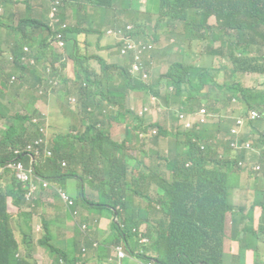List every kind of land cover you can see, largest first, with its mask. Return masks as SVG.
Wrapping results in <instances>:
<instances>
[{
	"label": "trees",
	"instance_id": "trees-1",
	"mask_svg": "<svg viewBox=\"0 0 264 264\" xmlns=\"http://www.w3.org/2000/svg\"><path fill=\"white\" fill-rule=\"evenodd\" d=\"M30 1H26V8ZM61 1L62 12H72L67 31L51 30L46 22L41 21L39 13L21 17L16 26L8 28L12 31L14 44L11 53L15 56L20 54L23 45L28 44L40 58H45L50 37L59 33L68 43L74 74L80 84L83 108L80 122L84 129L72 133L70 130H77L72 126L69 131L55 132L49 143L52 156L40 160L34 165V171L35 176L58 182L62 187V178L74 177L81 191L73 198L84 208L92 205L91 210L88 208L91 221L98 220L99 216L95 213L97 206L107 209L111 217V233L100 243L91 236L84 237V244L98 247L96 253L101 260L108 254L110 246L112 249L123 248L125 256L120 259L122 264H133V259L139 264H156L155 261L157 264H221L224 224L229 214L232 228L239 222L238 216L243 219V227L235 236L231 230L230 235L238 241L240 255L246 249L257 253V246L246 243L245 236L249 235L248 239L253 242H264V169H251L252 163L264 165V82L260 86L259 83L245 86L240 81L224 80L227 90L225 100L234 102L229 113L232 122L249 110L258 113L257 118L247 121L249 135L243 134L238 141L239 145L250 141L252 149L240 152L234 158H231L232 151L227 141L223 142L226 151L223 154L218 151L217 141L211 142L218 133L228 134L230 120L224 119L211 125V131H207L206 126H198L195 132H173L159 124L147 123L145 119L133 115L131 109L124 110V105L130 91L144 95L153 93L158 97L166 95L165 104H179L185 109L199 107L201 103L210 105L211 98L206 92L214 93L215 99H219L218 93L213 88L203 91V86L211 82L218 88L211 74V60L215 57L227 62L228 65L221 64L218 68V71H224L227 78L255 72L264 74V0H144V4L140 0H122V12L128 14L135 24H141L136 18L144 6L143 12L147 17L156 16V28L161 24L170 30L177 24L183 27L176 42L183 57L173 59L167 71L154 78L150 85L131 78L121 64L108 63L99 55L80 52L81 35H86L82 40L88 45V35H97L100 40L102 28L115 23L111 22L110 16L114 13L116 0ZM7 5L13 8L14 1L9 0ZM211 16L216 19L214 26L208 22ZM62 18H66L63 13ZM155 36L158 38L156 33ZM193 43L205 45L206 54L210 56L206 65L188 59ZM96 47L100 48L97 44ZM116 55L127 60L125 56ZM91 59L100 65L99 73L91 66ZM32 72L35 74V71ZM7 77L9 74L0 68L3 86ZM3 97L0 90V120L6 123L0 134V264H33L32 240L27 232L31 231L34 207L26 204L24 199L28 183L17 179L8 165L15 161L27 162V153L14 159L13 150L37 138L44 121L34 108L36 99L33 95L21 103L24 113L15 111L13 114L2 104ZM106 105L117 106V113L110 111L105 117L106 122L102 121L98 127L99 116ZM87 107L92 111L88 112ZM126 115L132 116L135 123L128 126L123 141H114L107 127L111 121L119 122L118 119ZM33 117L39 118V122L32 123ZM151 126L158 129L157 135L150 139L152 143L158 144L162 137H168L170 144L165 157L155 158L154 163L147 165L148 155L137 152L133 142L138 139V130L146 132ZM254 127L261 133H257ZM251 136H256L254 143ZM200 142H204L203 149ZM184 149L187 156L179 160ZM131 151L136 152L132 154ZM61 160L66 161L65 169ZM166 165L172 169L171 180L161 174ZM242 185L252 191V194L247 192L249 204L235 206L230 196L234 190H241ZM53 192V188H45L46 195ZM95 193L98 199L94 197ZM8 198L19 209L15 218L8 212ZM142 202L146 204L142 205ZM10 220H16L18 229L24 234L22 255L19 254L20 243L16 241L13 229L8 228ZM44 224L45 237L40 238L38 243L50 254L58 255L55 264H60L59 258L64 264H85L80 257L73 258L69 248L61 250L50 244L48 241H55V237L49 230V223ZM142 224L147 227L145 235L149 239L148 245L143 247L138 243L136 233ZM130 228L133 230L130 231ZM113 229L118 234H114ZM70 243L74 245V242ZM85 245L81 247L82 256L87 251ZM105 263L117 264L109 255Z\"/></svg>",
	"mask_w": 264,
	"mask_h": 264
},
{
	"label": "crops",
	"instance_id": "crops-1",
	"mask_svg": "<svg viewBox=\"0 0 264 264\" xmlns=\"http://www.w3.org/2000/svg\"><path fill=\"white\" fill-rule=\"evenodd\" d=\"M8 1L9 0H0V6L2 7V13L0 14V17L3 20V24L0 25V64L3 66L5 73H7V74H19V73H21L24 76V78L18 82L21 84L16 88V92H17L16 96L11 93V89H10L11 84L10 83H7L5 81V84L3 86L1 84V81H0V90H2V93L4 94V97L1 100V102L3 105L10 108V110H11L10 114H12L14 111L21 109V107H22L21 103H24L29 96L33 95L36 98V100L34 102V108H36L38 110V112L41 111L45 115V118H46L49 126H51L56 131H63L62 125H64L67 128V130H69L71 128V126L73 125V123L71 121V117L72 116H78V117L81 116L80 110H72L68 106L67 101H66V96L69 94L78 96V85H77L76 81L73 79L74 74H73L72 62L69 61L67 63V66H68L67 71H68V75L70 76V79H65L62 86L53 93V95L51 96L50 99H46V98L39 99L34 94V92L32 91L34 88V85L37 81L36 76L32 74V71H30L29 69H26L25 71H21L19 68L10 65L6 61V56L12 50L13 44H14V43H12L13 42L12 41V34H11L12 31L8 27L9 26H16L19 23L18 22L19 18H21V17H24L26 15L36 16V15H38V13L41 17V21H44L47 23L48 22L47 6L49 5V3L47 0H31L29 2V4H30L29 7L26 8L25 3L27 0H13L14 1V7L10 8L7 5ZM6 2H7V4H6ZM63 14H65L66 19L71 20L72 12L70 10L63 12ZM209 24L212 26L216 25V19L214 16L209 18ZM110 42H111V40L109 38H104L102 43H101V39H100V48L97 50L96 55L101 56L108 63L126 64L128 62V60H124V59L119 58L116 55V53H109L108 52V49L110 48V45H109ZM80 50H81V48H80ZM109 51L112 52L110 49H109ZM103 52H105L106 55H104ZM108 54H111V56L108 57ZM154 54H155V51L153 53V56H154ZM190 54H191V51H189V55ZM3 56H5V57H3ZM182 57H183L182 52H180V50H177L175 53V57L173 59H181ZM2 59H4L5 62H2ZM215 59H217V58H214V60ZM92 60H94V59H92ZM94 61L96 62V64L91 63V66L94 68V70L98 71L97 65L99 66V64L96 60H94ZM208 61H209V59H208ZM220 61L222 62L221 64L228 65L227 62H225L224 60H220ZM212 71H213V66L211 67V74H212ZM216 71H218V69H216ZM36 73L38 74L37 70H36ZM255 73H258V72H255ZM258 74L261 75V81L258 85V86H260L262 81L264 82V74H262V73H258ZM28 78H29V81L31 80V82H28ZM233 79L236 81H240L243 85L247 86L245 84V81H246V75L245 74H238L235 77H233ZM215 83L218 85V88L220 86L224 85V83H217V82H215ZM258 86H256V87H258ZM210 88H213L215 92L218 89V88L214 87L212 83H211ZM129 93L130 92H128V94L126 96V102L127 103L130 102ZM44 105H49L50 107L54 108L56 110V112L62 116L63 121L61 124L57 125L56 123H53L51 114L46 113L44 111ZM223 111H225V109H223L222 112ZM5 124H6L5 121L0 120V126L2 127L0 129V134H1V131L5 129ZM118 124H119V122L111 121L107 127V130L109 128L111 130H114L116 128V125H118ZM214 124L215 123H210L207 126H211ZM108 133H109V131H108ZM220 135H222V133H218L216 135V138L219 137ZM114 136H116V133H114V131H113L112 136H110L113 140H116V141H122L123 140V139H121V140L115 139V138H113ZM125 137H126V129H125L124 138ZM162 138L168 139L167 148H166L165 153H163L162 151H152L150 149L141 151L142 153H146L148 155V160H146L147 165L154 163L155 158L165 157L168 154V148H169V144H170L169 138L168 137H162ZM160 140H159L158 144L152 143L151 140H149V141L154 146H159ZM133 145H135V143H133ZM134 152H136V151H131L132 154ZM137 152H140V151H137ZM152 197L155 198L153 192H152ZM248 200H249L248 195H247V193H245V206H247ZM145 204H146L145 202H142V205H145ZM35 205H36V202H35ZM35 205H34V207H35ZM10 206H11V199L8 198V210L10 212H12L13 216L15 217L16 213H14L13 211L10 210ZM257 212L258 211H256V213ZM80 213H81V211H80ZM81 217H82V213H81ZM34 218H37L35 214L32 215V222L34 221ZM97 218H98L97 221H87V220H82V219L81 220L86 221L88 223V227H89L88 235L91 236L92 238L96 239L100 243V240L103 237H106L107 235H109L111 233V217L107 213L105 216L97 217ZM255 218H256V216H255ZM46 222L47 223H53V221L50 217H47ZM65 224L66 225L71 224L69 215H68L66 210H65ZM254 224H255V220L253 223V228L255 229ZM224 227H225V238H224V242H223V257H222L221 264H264V242L261 243L259 240L256 241L257 242L256 246H257V251H258L257 253L254 252L253 249H246L243 252V255H240L241 251H240V245H239L238 241L233 240L230 237L232 225H231V217L229 214L226 215ZM97 232H99L100 235H97ZM65 233H66V235L63 234V231L57 233V237L59 238V242H58L57 238L52 233L51 234L55 237L56 247L61 249V250H66L69 248L70 249L69 252L73 256V258L74 257H80L81 260L85 264H106L105 263L106 258L108 257V255L111 256L110 251L113 250L111 248V246L109 248L108 254L104 257V259L101 260L96 253L98 247L93 248L91 246L85 245L83 242L84 236L82 234H76L72 230H70L69 228H66ZM27 234H29V232H27ZM16 237L18 239V235ZM31 238H32L31 262L33 264H55V263H57V256L58 255L50 254L43 246H41L38 243L39 237L31 236ZM71 241L74 242V245H72V246L70 243ZM83 245H85L87 248L85 256H82V254H81V247ZM113 258L117 264H122V261L120 260V258L118 256L113 257ZM58 262L60 264H64V261L61 258H59ZM133 264H139V262H137V260L133 259Z\"/></svg>",
	"mask_w": 264,
	"mask_h": 264
},
{
	"label": "rangeland",
	"instance_id": "rangeland-1",
	"mask_svg": "<svg viewBox=\"0 0 264 264\" xmlns=\"http://www.w3.org/2000/svg\"><path fill=\"white\" fill-rule=\"evenodd\" d=\"M122 5H123L122 0H116L115 1L114 13H112L110 16V20L112 23H114V22H132V18L129 17L128 14L122 12ZM143 11H144V6L141 8V13L136 19L141 23V25L144 28H153L155 33L158 35V38L156 40L155 54L153 56V64L151 66V79H152L153 77H155L161 73H164L168 69L169 65L173 62V58L175 57V53H176L177 49H176V47L172 48V46L174 44H176L177 35H178L179 31L182 30L183 27H182V24H177L178 26H176L173 30H170V28H167L161 24L156 28V16L153 15V16L147 17ZM84 36H86V35L80 36L81 37V42H80L81 43L80 44L81 51L80 52L86 53L88 55L96 54V52L98 50V48L96 47V44L100 47V41L98 40V36L97 35H88L87 37L90 40V44H88V45L82 40V38ZM102 37L104 38V35H102ZM102 37H101V43L103 42ZM215 45H218V43H216ZM109 49H108L109 53H115L114 51L110 52ZM190 51H191V54L188 56V59L195 60L201 65L207 64V61L210 58V56L206 54L205 45H202L200 43H194L193 46L191 47ZM103 54L106 55L105 52H103ZM110 55L111 54H108V57H110ZM3 57H5V56H3ZM169 60H171V62H168ZM2 62H5L4 59H2ZM91 63L96 64V62L94 60H91ZM221 63L222 62L218 58L215 59L214 61L211 60V66H213L212 80L217 82V83H224V80H226V79L228 81L234 80L232 78V76L227 78L224 75L223 70L216 71V69H218L220 67ZM97 69L98 70L100 69L98 65H97ZM245 75H246L245 84L248 86L256 85V84L260 83V81H261V75L258 73H248ZM28 82H31V80L29 81V78H28ZM20 84L21 83L16 82V83L10 85L11 93L13 95H15V96L17 95L16 88ZM210 87H211V82L206 83L203 86V91H206ZM219 89H222L223 91L219 92L218 91ZM216 92L218 93L217 97L219 99L214 98V93L206 92L207 96H210V98H211V104L206 105L205 103H201V104H199V106H201L202 104H205L211 111H213L215 113H221L222 110L226 106H228L227 108H225V110L227 111V109H229V111H230L234 107V102H227L225 100L226 94H227V90L225 89V86L224 85L220 86ZM129 95H130V102L127 103L126 105H124V110L127 108L130 109L131 107H133L134 110H137V108L141 104L146 103L148 100L147 96H144L141 92L130 91ZM160 101L162 103H166V95L160 96ZM44 111L46 113L51 114L53 123H56L57 125L62 123V121H63L62 116L59 115L54 108L50 107L49 105H44ZM121 111H123V110H121ZM116 113H117V111L114 112V114H116ZM133 115H134V113H133ZM144 118L146 120L151 121V122L153 120V118L151 116H147ZM118 120H119V124L116 125V128L114 130H111L109 128L108 131H109L110 136H112V133L114 131V133H116V136H114L113 138L121 140V139H124L125 129L128 126L133 125L135 122L133 121V117L130 115L120 117ZM71 121H72L73 125H76L78 127L77 129L79 131H82L84 129V127L80 126V124H79L80 119L78 116H72ZM171 121H172V115L167 113V112H164V113H161L160 115L157 116V122L156 123L160 124L161 126L166 127L170 131L175 132L173 127L170 125ZM245 121H246V118H243V121H242V124L240 127V131H241V133H243L247 136L250 133V127L248 124L245 123ZM104 122H106V120H104ZM43 124L46 125V123H43ZM62 126H63V131H67V128L64 125H62ZM1 128L2 127L0 126V129ZM254 128H255V131L257 133H261V131L257 127H254ZM206 129H207V131H211L210 126L206 125ZM55 132H57V131L54 130L51 126L46 125L45 138L47 141V147H48L49 143L51 142L52 137H53ZM149 138L150 137H148L146 139V141H145V139L140 140L138 138L136 141V146L134 147V149L136 151H144V150L150 149L152 151H162L163 153H165L166 148H167V143H168L167 138H162L160 140L159 146H154L149 141ZM255 138H256V136H251L253 143L255 142ZM142 141H145L144 145H142ZM223 142H225L223 139H220L217 141L218 151L220 154H223L226 152L225 151V144ZM183 151L184 152L182 153V155L178 158L179 160H184L185 157L187 156V150L184 149ZM234 157H235V155L232 154L231 158H234ZM0 170H1V166H0ZM161 174L167 180H171V178L173 177V172H172V169L170 168L169 165L164 166V168L161 171ZM58 184H59L58 182H54V183H52L51 186L53 188H57ZM62 184L65 187V190L67 191V193L69 195H71L72 197L78 196V193L81 191V189L79 187V183L74 177L67 176V177L62 178ZM245 187H246V185H242L241 190L236 189L231 194L230 199H231V203L233 205H235V206L245 205V193H247L249 191L252 194V191L246 190ZM94 197L96 199L99 198L97 193H95ZM248 204H249V202L247 201V205ZM16 206L11 205L10 210L13 211L14 213H16V215H17L19 209H17ZM78 207L82 213L81 219L91 221L92 215L88 212V208L91 210L92 205H88V208H84L81 205H78ZM33 212L37 217V218H34V221H33V231L31 233L32 234L31 236H33V237L34 236L39 237V238L45 237V234H44L45 230H43V227L45 226L44 221L47 220V217H50L53 221V223L48 224V227H49L50 232L55 237H57V233H59L61 231H63V234L66 235V233H65L66 228H69L70 230H72L76 234H81L79 228L76 225H72V224L66 225L65 224V208H64V205L55 195H50V194L46 195L45 193H42L41 195L38 194V198L36 200V205L33 209ZM95 213L97 216L103 217L107 214V209L104 207L102 208L101 206H99V207L97 206L95 209ZM17 219H18V216H17ZM237 219L239 222L234 224L233 228H232V233L234 236L243 227V219L240 216H238ZM16 220H10L8 223V228L15 229L16 231L17 230L20 231L16 225ZM37 223H39L41 225L43 224L42 230L35 231L34 227ZM113 232H114V234H118L115 229H113ZM99 234L100 233L97 232V235H99ZM248 237H249V235L245 236V238H246L245 242L246 243L255 244V245L257 244V242H255V241L253 242L251 239H248ZM48 242L50 244H54L53 240H49ZM110 253L112 256L117 257V252L115 250H111Z\"/></svg>",
	"mask_w": 264,
	"mask_h": 264
},
{
	"label": "built area",
	"instance_id": "built-area-1",
	"mask_svg": "<svg viewBox=\"0 0 264 264\" xmlns=\"http://www.w3.org/2000/svg\"><path fill=\"white\" fill-rule=\"evenodd\" d=\"M61 2L55 0L52 2L50 11H49V25L53 31H66L67 23L62 22L59 18V6ZM1 11V8H0ZM105 36L110 37L113 40L115 49L118 51L119 55L129 57V73L132 77L137 78L143 82H147L149 77V65L151 63V51L154 48V39L152 35L147 37H142L132 24L126 25H114L109 27L105 31ZM50 45L53 51L60 56V60L63 61L67 59V54L65 52L66 40L59 33L56 36H53L50 41ZM10 60H13V56L9 57ZM19 63L22 65H36V59L30 56V49L27 46H24L23 53L19 58ZM61 68L59 63L51 64L47 63L44 76L41 77L40 83L37 85V92L39 95H51L53 89L59 85V73ZM16 77H11V82L15 80ZM69 103L72 106L77 104L75 97H69ZM163 109L170 110L175 115V126L181 128L182 130L196 131L198 126H202L211 121L216 120V116L210 113L205 107H200L197 109L183 110L179 107H163L159 104L158 99L151 95L149 97V104L143 105L140 107L138 114H150L154 111H161ZM229 112V109H227ZM230 117V115H228ZM258 117V113L255 110H249L248 113H242L238 117L234 118V122L231 125V134L234 139L231 141L230 145L235 151H244L248 152L252 149L251 142L245 141L238 144V137L241 134L240 127L243 121V118H246L245 123L247 124L248 120H253ZM231 118V117H230ZM152 134H155L156 131L152 130ZM143 136L144 134H140ZM43 143V138H38L34 142L27 144L23 148H17L13 151L15 159L18 158L22 153H27L29 160L25 162L15 161L8 166L13 169V172L17 179H20L28 183V188L25 191V199L31 204L35 198V193L40 188H53L47 180L35 176L34 171V161L39 158L41 155V146ZM203 148V145L201 146ZM47 156H51V151H45ZM63 166L66 165L65 161L61 163ZM252 170H263L264 165L262 163H252ZM33 177L35 181L33 180ZM54 192L58 197L64 202L67 210L70 212L71 217L74 221L80 222L78 225L80 230L86 234L88 226L86 221L81 220V215L77 208L75 207V202L68 194L61 188H53ZM36 230H40V225H36ZM96 245V244H94ZM113 250L117 252V256L121 259L125 256V251L121 247H116ZM112 256V255H111ZM114 257V256H112ZM154 264V263H149Z\"/></svg>",
	"mask_w": 264,
	"mask_h": 264
},
{
	"label": "clouds",
	"instance_id": "clouds-1",
	"mask_svg": "<svg viewBox=\"0 0 264 264\" xmlns=\"http://www.w3.org/2000/svg\"><path fill=\"white\" fill-rule=\"evenodd\" d=\"M48 1V3H49V5L47 6V16H48V22H47V24H48V26H49V28L51 29V27H50V25H49V11H50V7H51V4H52V2L53 1H55V0H47ZM60 2H61V5L59 6V18H60V20L62 21V22H66L67 23V29H68V27L70 26V24H71V20H68V19H63L62 18V8H63V2L61 1V0H59ZM140 2L142 3V4H144L145 3V1L144 0H140ZM0 8H1V11H0V14L2 13V7L0 6ZM212 17V16H211ZM208 22H209V20H208ZM126 24H132L134 27H135V29L137 30V33H139L140 35H142V37H147L148 35H152L153 36V39H154V48L152 49V51H151V53H150V55H151V63H150V65H149V77H148V80H147V82H143V81H141V80H139V79H137V78H134V77H132L131 76V74L129 73V62H130V59H129V57H127V60H128V62L126 63V64H121V66H123V67H125L126 68V71H127V73L130 75V77L131 78H133V79H136V80H139V81H141L142 83H144L145 85H150L151 83H152V81H153V79L154 78H156L157 76H155V77H153L152 79H151V66H152V64H153V53H154V51H155V49H156V40H157V38H156V36H155V31H154V29L153 28H144L141 24H135V23H132V22H115L114 24H112V25H107V26H105L103 29H102V32H101V37H102V35H104V38H109L110 40H111V42H110V50L111 51H114L116 54H118V51L115 49V46H114V43H113V40L110 38V37H107V36H105V31H106V29L107 28H109V27H112V26H114V25H126ZM67 29H66V31H67ZM52 30V29H51ZM51 38L52 37H50V39H49V49H48V53H47V55H46V57L45 58H40L39 57V55H38V53H37V51L34 49V48H31L28 44H25V45H23V47H22V50H21V52H20V54L18 55V56H15V55H13L12 53H11V51L9 52V54L6 56V61L10 64V65H12V66H14V67H17V68H19L21 71H25L26 69H29L30 71H35V74L32 72V74L33 75H35L36 77H37V81H36V83H35V85H34V88H33V91H34V94L39 98V99H41V98H46V99H50L51 98V96L53 95V93L57 90V89H59L61 86H62V84L64 83V80L65 79H70V76L68 75V71H67V69H68V66H67V63L69 62V61H71L72 59L70 58V56H69V53H68V51H69V48H68V43L66 42V46H65V52H66V54H67V59H65V60H63V61H61L60 60V56L59 55H57L54 51H53V49H52V47H51V45H50V41H51ZM103 38V37H102ZM103 38V39H104ZM173 39V38H172ZM174 40V39H173ZM100 41V40H99ZM194 44V43H193ZM193 44H192V46H193ZM24 46H27V47H29V49H30V56H32V57H34L35 59H36V65H34V66H31V65H22V64H20L19 63V58H20V56L22 55V53H23V48H24ZM173 47H176V49L177 50H179V48H178V46L176 45V44H174L173 46H172V48ZM94 55H96V54H94ZM10 56H13V60H10L9 59V57ZM215 58H217V57H215ZM92 60V59H91ZM95 60V59H94ZM214 60V59H213ZM72 63H73V61H71ZM91 62V61H90ZM47 63H51L52 65L53 64H56V63H59V66H60V68H61V71H60V73H59V80H60V82H59V85L55 88V89H53V91H52V93H51V95H49V96H46V95H39L38 94V92H37V85L40 83V81H41V77L42 76H44V70H45V67H46V65H47ZM0 68H3V66L0 64ZM99 68H100V65H99ZM36 70L38 71V74L36 73ZM96 71V70H95ZM167 71V70H166ZM165 71V72H166ZM97 73H99L100 72V69L98 70V71H96ZM164 72V73H165ZM73 74H74V65H73ZM161 74H163V73H161ZM12 76H15L16 77V79L15 80H13L12 82H11V77ZM24 78V76L21 74V73H19V74H9V77H7V79H5V81L7 82V83H10V84H13V83H15V82H19V81H21L22 79ZM73 79L76 81V83H77V80H76V77H75V74H74V77H73ZM77 85H78V96H75V95H67L66 96V101H67V104H68V106L72 109V110H80V113H81V116H82V113H83V108H82V104H81V101H80V92H79V88H80V84L79 83H77ZM83 85H85V83L83 84ZM143 94V93H142ZM144 95V94H143ZM151 95H153V96H155L157 99H158V101H159V104L161 105V106H163V107H166V108H168V107H179V108H182L183 110H191V109H185L182 105H179V104H169V105H167V104H165V103H162L161 101H160V97H158V96H156V95H154L153 93H149V94H147V95H144V96H147V102L146 103H143V104H141L138 108H137V110H134L133 109V107H131L130 109L133 111V113L135 114V115H137V116H139V117H141V118H143V119H145L144 117H147V116H151L152 118H153V120H152V122L151 121H149V120H146V122L147 123H152V124H158V123H156L157 122V116L158 115H160L161 113H164V112H167V113H169V114H171L172 115V121H171V123H170V125L173 127V129H174V131L175 132H189L188 130H182L181 128H179V127H177V126H175V115H174V113L172 112V111H170V110H166V109H163V110H161V111H154V112H152V113H150V114H144V115H139L138 114V112H139V109H140V107L141 106H143V105H148L149 104V97L151 96ZM69 97H75L76 98V100H77V104L75 105V106H72L70 103H69ZM36 99V98H35ZM200 107H205L210 113H212V114H214L215 116H216V120H214V121H211V122H209V123H207V124H204V125H202V127H204V126H206V125H208V124H210V123H218V122H220V121H222V120H232L230 117H228V115H229V113H230V111L228 112V111H223V112H221V113H215V112H213V111H211L205 104H202L201 106H199V107H195V108H192V109H197V108H200ZM36 109V108H35ZM37 110V109H36ZM116 110H118L117 109V106H112V105H106L103 109H102V112H101V115L99 116V121H98V123H97V125H98V127H100L101 126V124H102V121H104L105 120V117H106V115L107 114H109L110 113V111L112 112V111H116ZM17 111H20V112H22V113H24L25 112V110L21 107V109H19V110H17ZM38 111V110H37ZM87 111L88 112H91L92 111V109L90 108V107H87ZM15 112V111H14ZM13 112V113H14ZM12 113V114H13ZM39 114H40V116L43 118V123H46V125H48V123H47V120H46V118H45V115L41 112V111H39ZM81 116L79 117V119L81 118ZM39 122V118H37V117H33L32 118V123H38ZM232 121H231V124H230V127H229V132H228V134H225V135H220L219 137H217L215 140H212L211 142L212 143H216V141H218V140H220V139H223V140H225V141H227L228 142V145H229V148L231 149V151H232V154H234V155H237L238 153H240V152H243V151H235L232 147H231V145H230V143H231V141L234 139V137L232 136V134H231V131H230V129H231V125H232ZM79 124H80V126H82L83 127V125H82V123L79 121ZM46 125H44V124H42L41 126H40V129H39V131H40V135L37 137V138H35L33 141H31V142H29V143H32V142H34L36 139H38V138H43V143H42V146H41V155H40V157L39 158H37V159H35V161H34V165H37L38 163H39V161L40 160H42L43 158H48V157H51L52 156V151H51V149H50V147H49V145H48V147H47V141H46V138H45V134H46ZM160 125V124H159ZM72 126H75L76 128H78L76 125H72ZM71 126V127H72ZM161 126V125H160ZM161 127H163V128H166V127H164V126H161ZM71 129V128H70ZM69 129V130H70ZM167 129V128H166ZM69 130H67V131H69ZM152 130H155L156 131V133L155 134H152L151 133V131ZM168 130V129H167ZM77 131H79L78 129L77 130H70V132H72V133H76ZM108 131V130H107ZM127 131H128V127L126 128V135H127ZM157 131H158V129H157V127L156 126H151V127H149L148 129H147V131L146 132H144V131H142V130H138V132H137V135H138V138L141 140V139H145V141H146V139L148 138V137H150L149 138V140L153 137V136H155V135H157ZM168 131H170V130H168ZM192 132H195V131H192ZM109 134V133H108ZM140 134H144L143 136H141ZM242 135H243V133H241L240 135H239V137H238V141L241 139V137H242ZM110 136V135H109ZM111 138V137H110ZM112 139V138H111ZM125 139V138H124ZM123 139V140H124ZM122 140V141H123ZM114 141H116V140H114ZM136 141L137 140H135L133 143H135V146H136ZM145 141H142V145H144L145 143ZM118 142H121V141H118ZM29 143H27V144H29ZM26 144V145H27ZM25 145V146H26ZM203 145V148H204V142H200V148H201V146ZM25 146H23V147H25ZM23 147H19V148H23ZM203 148H201V149H203ZM15 149H17V148H15ZM14 149V150H15ZM13 150V151H14ZM45 151H51V156H47L46 154H45ZM13 155H14V153H13ZM14 159H15V155H14ZM29 160V156L27 155V161ZM62 161H65V160H61V162L60 163H62ZM66 162V161H65ZM61 166L63 167V168H65L66 167V165H62L61 164ZM46 180V179H45ZM48 181V180H47ZM50 184H52L53 182H51V181H48ZM58 187H61L66 193H67V191L65 190V188L64 187H62V186H60L59 184H58ZM26 191V190H25ZM42 193H45V189H43V188H40L36 193H35V198L33 199V202H32V204L29 202V201H27L26 199H25V196H24V199H25V203L26 204H29V205H31V206H33L34 207V205H35V202H36V200H37V198H38V194H42ZM25 194V193H24ZM68 194V193H67ZM52 195H55L62 203H63V205H64V208H65V210L67 211V213H68V215H69V217H70V222H71V224L72 225H76L78 228H79V230H80V227H79V223L80 222H76V221H74L73 219H72V217H71V214H70V212L67 210V208H66V206H65V204H64V202L58 197V195L55 193V192H53L52 193ZM68 196L70 197V198H72L73 200H74V202H75V207L77 208V210L79 211V213H80V210H79V208H78V204H76V201H75V199L71 196V195H69L68 194ZM11 199V198H10ZM11 205H13L12 204V202H11ZM15 206V205H14ZM7 209H8V201H7ZM8 212L13 216V213L12 212H10L9 210H8ZM80 215H81V213H80ZM14 217V216H13ZM16 217V216H15ZM14 217V218H15ZM46 221H44V223H45ZM86 224H87V226H88V223L86 222ZM36 225H40V230H42V226H43V224L41 225V224H39V223H37ZM36 225H35V227H34V229H35V231H37L36 230ZM39 230V231H40ZM43 230H44V227H43ZM88 230H89V227H88V229H87V231H86V234H82L84 237H87V236H89L88 235ZM32 231H33V222H32V220H31V231L29 232V235L31 236L32 234ZM81 231V230H80ZM146 231H147V227H146V225L145 224H142V225H140L139 226V228L138 229H136V233H137V235H138V243L143 247V246H146V245H148V243H149V239H148V237L145 235L146 234ZM13 234H14V237H15V239H16V241L18 242V243H20V249H19V254H23V252H24V248H23V246H22V244H21V241H22V238H23V236H24V234L22 233V232H20V231H16L15 229H13ZM45 234V233H44ZM18 235V239H17V236ZM28 238V237H27ZM40 239V238H39ZM31 240H32V238H31ZM54 241V240H53ZM54 244H55V241H54ZM55 246H56V244H55ZM21 254V255H22ZM155 261V260H154ZM155 263L157 264V262L155 261Z\"/></svg>",
	"mask_w": 264,
	"mask_h": 264
},
{
	"label": "flooded vegetation",
	"instance_id": "flooded-vegetation-1",
	"mask_svg": "<svg viewBox=\"0 0 264 264\" xmlns=\"http://www.w3.org/2000/svg\"><path fill=\"white\" fill-rule=\"evenodd\" d=\"M191 132V131H190ZM133 230V228H130V231H132Z\"/></svg>",
	"mask_w": 264,
	"mask_h": 264
}]
</instances>
